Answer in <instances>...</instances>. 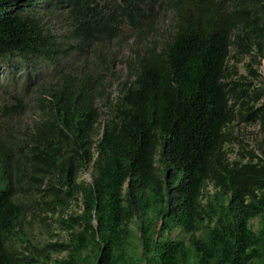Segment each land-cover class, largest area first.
Instances as JSON below:
<instances>
[{"label": "trees", "instance_id": "16d2710c", "mask_svg": "<svg viewBox=\"0 0 264 264\" xmlns=\"http://www.w3.org/2000/svg\"><path fill=\"white\" fill-rule=\"evenodd\" d=\"M59 17L64 40L46 27ZM124 27L133 41L111 98ZM245 55L264 60V0H0V65L40 59L55 78L20 143L6 121L21 104L0 108V264H264V144L247 160L226 147L236 117L264 131V79L253 87L250 64L251 78L232 77ZM31 202L66 239H32Z\"/></svg>", "mask_w": 264, "mask_h": 264}, {"label": "rangeland", "instance_id": "374dc122", "mask_svg": "<svg viewBox=\"0 0 264 264\" xmlns=\"http://www.w3.org/2000/svg\"><path fill=\"white\" fill-rule=\"evenodd\" d=\"M46 27L57 37L64 40L69 33H67V28L62 21V17L59 18H49L46 21ZM172 19L171 11H164L156 29V37L159 41H163L167 36V32L171 30ZM124 39L119 43H114L112 45L111 51L116 52V57L110 62L111 72L107 81L106 93L111 95V98L117 94V87L125 79L126 75V64L124 62V57L128 54V44L133 41L132 33L128 27L123 28ZM91 57V56H90ZM93 58V57H92ZM91 58V59H92ZM75 55L70 57L69 61H73ZM18 65H21L24 71L18 69H11L6 64L0 65V83L2 84L3 90L0 91V108L7 105H15L17 103L21 104V112L19 115L14 117L10 121H6V127L9 132H12L18 142L25 140V134L31 129L32 125L41 120V117L45 115L43 112L42 97L45 96V89L54 83V68L44 63L42 60H29L28 62H23L17 59ZM233 59H230L229 65L233 64ZM247 64H250L252 69H257L260 73L258 78H252L253 87H258L262 85L261 80L264 79V60L261 59L260 64L252 61L249 55L243 56L241 61L236 63L235 71L236 75H232L236 78L237 75L241 74L243 76L251 78V74L248 71ZM25 66L27 68H25ZM26 74L29 75L28 80L25 79ZM110 82V85L108 83ZM257 88H254V90ZM104 100V99H103ZM100 100V103L103 102ZM262 101V100H261ZM260 101V102H261ZM259 102V103H260ZM107 105H109L106 102ZM107 109V107H106ZM108 110H105L107 113ZM102 127V123L100 122ZM230 138L226 142V147L228 149V156L230 159H243L247 160L252 154L260 155L259 146L264 144V131L260 130L258 123H244L238 120L236 117L232 124L229 126ZM99 127H96L94 137L98 136ZM92 169L88 167L86 170L82 171L79 179H84L87 182L91 181ZM213 191V187L209 184L207 192ZM33 202L26 205L25 220L23 222L26 232L31 235L32 239L38 243H43L45 241L54 242L55 240H62L67 238V231L59 228L52 216V213L46 211ZM79 211L78 204L72 202L69 209L62 213L63 217H67L70 212ZM257 219L251 220V222L256 226ZM134 231L137 230L135 223L132 224ZM137 233V231L135 232ZM180 233L179 229H174L172 236H177ZM181 234V233H180ZM65 255V252H58L52 255L53 259H59ZM49 264H57L51 261ZM256 264V263H254Z\"/></svg>", "mask_w": 264, "mask_h": 264}]
</instances>
